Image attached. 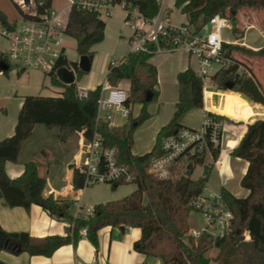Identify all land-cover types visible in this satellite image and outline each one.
<instances>
[{"label":"trees","instance_id":"obj_1","mask_svg":"<svg viewBox=\"0 0 264 264\" xmlns=\"http://www.w3.org/2000/svg\"><path fill=\"white\" fill-rule=\"evenodd\" d=\"M110 1L136 8L148 18L156 14L161 5L157 0ZM175 7L186 14L187 23L200 30L216 14L235 17L242 8L264 9V0H176ZM14 22L15 20L9 21L0 10L1 24L11 26ZM105 27V19L99 18L96 13L77 5L71 7L66 32L75 39L76 50L80 56L86 55L92 61L94 52L91 48L104 39ZM223 48L227 56L248 68L250 65L245 60L247 57H264V47L252 49L238 43L223 42ZM151 56L152 54L147 52L129 51L108 66L106 80L115 86L122 80H129L131 88L128 103L143 105L137 117L122 125H109L106 121L97 120L101 85L86 90L87 96H81L82 90L76 82L65 85L58 80L55 70L61 67L75 70L77 77L84 74L78 69V62H71L65 57L59 58L49 73L52 84L63 88L61 95L24 97L14 133L0 140V199L9 207L29 208L32 204L41 206L50 215L65 219L69 223L68 234L36 238L26 231L7 232L0 228L5 235L1 248L13 253L50 255L66 243L76 244L82 237L80 231L83 228L87 230L86 237L97 246L98 231L102 227H138L141 237L134 243V249L138 252L166 263L209 264L204 253L207 244L212 241L205 236L196 241L188 235L191 212L189 203L206 187L208 175L160 180L147 171L150 159L161 153L163 139L174 134L175 130L187 127L180 123V118L193 108L204 106V80L190 67L178 73V100L172 119L159 130L154 146L149 152L134 154V130L149 117L146 106L159 97L158 70L150 61ZM4 59L0 55V61ZM0 72L8 71L0 69ZM252 75L251 77L239 74L237 65H233L229 68H219L211 76L212 83L222 90H227L226 82L232 81L231 90L236 91L237 95L249 104L244 110L245 114L241 110L233 116L223 111L209 112L226 123L231 122L230 119L243 122L242 125L224 127V131L236 136L235 144L246 130V124L253 122L248 125L239 144L231 152L232 157L248 162L246 173L241 179V185L248 190V194L237 197L226 188L221 189L234 215V231L232 236L217 240L215 245L221 247L228 240L231 249L229 255H238L242 264H264V90L255 75ZM149 93L152 94L151 101L146 100ZM247 112L254 115H247ZM36 124H43L48 128L58 127L63 136H66L68 131H83L84 135L90 138L98 131L106 146L116 148L118 161L134 169L137 178L133 183L137 184V188L119 199L94 205L91 214L76 216L69 214L66 202L53 195L43 194L46 179L39 174L36 161L25 162L23 173L19 177H9L6 163L18 160L23 145L32 135ZM229 150H224L223 155ZM220 153L221 145H211L213 161L218 160ZM203 163L212 164L211 161L205 160V156L195 159L196 165ZM73 179L75 187H82L84 178L78 168L74 170ZM120 184L113 185L117 187ZM222 264H230V260L226 259Z\"/></svg>","mask_w":264,"mask_h":264},{"label":"crops","instance_id":"obj_2","mask_svg":"<svg viewBox=\"0 0 264 264\" xmlns=\"http://www.w3.org/2000/svg\"><path fill=\"white\" fill-rule=\"evenodd\" d=\"M157 1L169 14L173 24L180 25L188 22L186 14L180 8L175 7L176 0ZM173 12L179 13L180 17L176 16L174 18L172 16ZM249 13L252 19L262 27L259 23L260 20L256 17L257 11L251 9ZM236 15L234 17L235 27L233 30L239 32L241 29L237 26L244 20L243 18H236ZM106 19L104 39L94 44L91 48L94 56L88 75L89 78L81 90L94 89L101 85V73H104L110 60L111 62L117 61L130 51L133 31L125 22L124 10L121 7H116L112 16ZM240 36L243 35L240 34ZM222 38L227 43L245 45L240 43L239 39H230L228 35L226 37L222 36ZM6 46L7 43L4 48L0 49V54L4 53ZM261 47L264 46L250 48L259 49ZM67 51L66 48V53ZM249 59H252V57H249ZM150 61L158 70L159 97L156 104H148L146 106L149 117L144 122H146L149 131L153 132V137L151 139V135L147 136L140 144L136 143V145L132 146V152L138 155L145 154L152 149L159 130L167 125L173 117L178 100V73L189 67L196 72L200 66L198 58L185 49L154 53L150 57ZM249 65L250 71L257 80L264 84V75L257 64L251 65L250 62ZM216 71L217 69L211 74L213 75ZM209 84L212 85L209 86ZM118 86L130 92L131 83L129 80H122ZM57 87L52 84L51 79L46 81V75L41 70L0 72V140L14 133L25 96H55L56 92L63 90L62 87ZM209 89L222 90L218 89L212 81L208 82L204 91V106L202 108H193L185 113L180 118L181 124L191 128H198L206 112L223 111L233 116L238 110L245 114V108L249 107L245 99L240 98L236 91L230 90L232 95L226 98L224 104L217 107L218 109H214L211 103L212 95H215V92L212 90L211 93ZM136 104H139L138 110L136 113L134 112L135 104H133L132 118L137 117L143 107L140 103ZM249 114L254 115L252 112H247V115ZM118 116L119 114L115 116V120L118 119ZM123 119L125 123L128 121V119ZM235 122H227L226 125L243 124L242 121L236 120ZM251 123L246 124V130ZM60 131L58 127L48 128L43 124H36L32 135L24 143L18 160L6 163L8 176L11 178L19 177L23 173L25 162L29 160L36 161L39 174L46 179L43 194L45 196L53 195L55 198L66 202V207L71 215H76L77 213V198L81 199L85 207L121 198L115 197L118 194L116 191H112V188L107 183H99L85 188L75 187L74 170L77 168V162L80 158V146L84 141V136L77 131H68L66 136H63ZM241 138L235 144L236 136L229 131H224L220 156L217 161H211L219 174V187L217 190L221 191L224 187L237 197H244L248 194V190L241 185V179L246 173L248 162L242 158H234L231 155L232 150L239 144ZM224 150H229V152L223 155ZM209 172L210 168L208 174ZM237 179L238 183L233 184ZM68 225L69 223L65 219L50 215L37 204H32L29 208L22 206L9 207L0 199V228L4 231H26L36 238H43L48 235L66 236L68 234ZM1 229L0 264H76L77 261L91 262L92 260H95L97 264H138L146 258L145 254L134 249V243L141 237V230L138 227H126L122 230L121 227L105 226L98 231L97 246L87 237H80L76 244L72 242L66 243L58 247L50 255L30 254L28 252L13 253L1 248L5 242V235Z\"/></svg>","mask_w":264,"mask_h":264},{"label":"built area","instance_id":"obj_3","mask_svg":"<svg viewBox=\"0 0 264 264\" xmlns=\"http://www.w3.org/2000/svg\"><path fill=\"white\" fill-rule=\"evenodd\" d=\"M17 4L21 9L20 20H15L11 26L0 23V36L7 43L4 53L0 55L10 67L15 63L20 66V71L37 69L51 78L49 73L54 69L57 60L61 57L68 58L65 39L69 36L66 32L69 12L67 19L63 20L60 13L52 7V0H30L29 5L24 0H18ZM73 5L94 12L102 19L112 16L114 9L121 7L125 12L126 24L133 31L130 51L154 54L176 49L187 50L199 60L200 66L196 73L204 80V91L208 82H211L210 69L214 66L219 69L237 65L239 74L253 76L246 65L238 63L224 52L222 30L228 22L227 16L222 14L212 16L202 29L197 30L189 23L173 24L162 5L150 18L143 16L136 8L128 7L124 3L114 4L110 0H69L70 9ZM56 95H61V92H56ZM80 95L87 96V91L82 90ZM129 98L130 93L127 90L106 80L100 87L97 120L113 125L118 114L130 120L133 104L128 103ZM225 125V121L206 112L200 127H183L165 137L161 143V153L150 159L147 171L160 180L192 177L197 167H201L203 173L204 165L208 163L196 165L195 159L205 156V160L213 162L211 145L216 147L222 144ZM77 132L84 136L77 162V168L84 178L83 188L99 183L135 182L137 175L134 169L118 161L116 148L106 146L98 131L90 138L83 131ZM76 205V216L88 215L94 210L93 206L85 207L80 198H77ZM189 206L203 221L201 226L189 228L188 235L196 241L205 236L215 243L233 235L234 215L220 190L205 187L190 200ZM80 234L86 237L87 230L83 228ZM245 236H248L247 233ZM76 264L97 263L92 260L77 261ZM138 264L172 263L146 256Z\"/></svg>","mask_w":264,"mask_h":264},{"label":"rangeland","instance_id":"obj_4","mask_svg":"<svg viewBox=\"0 0 264 264\" xmlns=\"http://www.w3.org/2000/svg\"><path fill=\"white\" fill-rule=\"evenodd\" d=\"M18 0H0V10L7 16L9 21H14L20 20V6H18L17 4ZM52 7L58 11L60 13V17L63 20L67 19V14L69 12L70 6H69V0H52ZM252 8L248 9V8H243L237 15L236 18H243L244 22H242L241 24L239 23L237 27H239L241 30L239 32H236L233 30V28L235 27V19L234 17H227V26L222 30V36L226 37V35H228V37L230 39H239L240 43L245 44L248 47H260V46H264V10L262 9H253L256 10V17L260 20V24L262 25V27L260 25H258L253 19L251 14L249 13V11ZM172 16L175 18L180 17L179 13L177 12H173ZM105 21L107 22V19H105ZM240 34H242L243 36H240ZM5 39L2 38L0 36V49L5 47L6 42L4 41ZM4 42V43H3ZM65 46L67 48V56H68V60H70L71 62H78L80 59V55L78 54L77 50H76V41L73 37L71 36H67L65 39ZM6 49V48H5ZM245 59V58H244ZM248 63L251 62V65L257 64L258 68L260 69V71L263 73L264 75V57H252V59H249V57H247ZM116 61H114L115 63ZM110 62L107 65V68L105 69L104 73L102 75V80L101 83H104L106 81L107 78V72H108V66ZM19 65L12 63L10 69L8 70V72L14 71V70H19ZM216 69V66H214L213 68L210 69V72H214ZM90 72L84 73L82 75H80L79 77L76 78V84L78 86V88L81 90L83 88V85L86 84L87 80H88V75ZM100 74V72H99ZM50 77L47 75L46 76V81H49ZM212 84H209V86H211ZM262 88L264 90V84H261ZM208 86V87H209ZM61 87V86H58ZM57 87V88H58ZM54 90V88H53ZM214 89H209V91H211ZM62 92V91H61ZM215 95H212V103L211 106L214 109H218L217 107L219 105H223L226 98H229L232 93L230 90H214ZM215 96H217V98H215ZM156 101L150 102L149 104H156ZM138 106L139 104H135V109L134 112L136 113L138 110ZM228 118V117H227ZM232 123H236L234 119H230ZM125 120L123 118H121V116H118V119L115 120L114 124L115 125H122ZM153 132H150L148 127L146 126V122L141 123L140 125H138L135 130H134V142L136 145L140 144L145 138H147V136L151 135V139L153 137ZM139 146V145H137ZM210 172L208 174V179L206 182V188H212L217 190L219 187V174L218 171L216 170V168L214 167L213 164H210ZM202 174V169L201 167H197L195 172L193 173V178H198L199 176H201ZM238 183V179L234 181L233 184H237ZM110 187L112 188V191H116V193L118 194L117 196H115L116 198L118 197H122L124 195H126L127 193H129L130 191H132L133 189L137 188V184L136 183H125V184H120L117 187H115L113 184H109ZM203 223V221L201 220L200 216L195 213L193 210L190 212L189 215V225L191 227H199L201 226V224ZM228 240L221 246L218 247L215 245V243L211 242L207 244L204 256L205 258L208 260L209 264H222L224 263V261L226 259L230 260V264H242L239 260V256L238 255H229L231 253V249L228 246ZM196 243V242H195Z\"/></svg>","mask_w":264,"mask_h":264},{"label":"water","instance_id":"obj_5","mask_svg":"<svg viewBox=\"0 0 264 264\" xmlns=\"http://www.w3.org/2000/svg\"><path fill=\"white\" fill-rule=\"evenodd\" d=\"M24 2L29 5L30 4V0H24ZM205 30H202V33H204ZM91 63L92 61L90 60V58L86 55H82L80 56V59L78 61V69L84 73H87L90 71L91 69ZM0 69L2 71H8L10 69L9 64L5 61V60H1L0 61ZM56 76L58 78V80L65 85L68 84H72L76 82V71L73 69H69L68 67H61L59 69H57L56 71ZM233 87V82L232 81H228L226 82V88L228 90H231ZM147 101H151L152 100V94L149 93L146 97ZM253 123V122H252ZM178 130H175L174 133H176ZM210 165L209 164H205L204 165V170L202 175L203 176H207L208 175V170H209ZM126 227L122 226L121 229L124 230Z\"/></svg>","mask_w":264,"mask_h":264},{"label":"bare ground","instance_id":"obj_6","mask_svg":"<svg viewBox=\"0 0 264 264\" xmlns=\"http://www.w3.org/2000/svg\"><path fill=\"white\" fill-rule=\"evenodd\" d=\"M223 133H224V131H223Z\"/></svg>","mask_w":264,"mask_h":264}]
</instances>
